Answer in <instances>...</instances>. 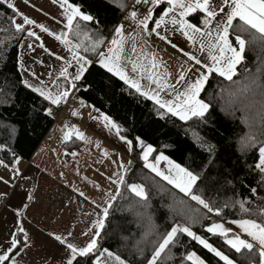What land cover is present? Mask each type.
Here are the masks:
<instances>
[{
    "label": "snow or ice",
    "instance_id": "obj_1",
    "mask_svg": "<svg viewBox=\"0 0 264 264\" xmlns=\"http://www.w3.org/2000/svg\"><path fill=\"white\" fill-rule=\"evenodd\" d=\"M25 2L27 3V0ZM112 2L125 13L124 20L129 22L133 31L126 34L124 23H117L113 27L111 39H108L99 31L93 37L85 30L86 24L82 25V22L98 25L99 21L93 15L82 11L81 6L71 3L70 0H59V8L63 10L61 15L66 20L65 29L67 30H62L59 33L50 30L42 23H37L34 19L23 14L14 3H7L5 0L8 9L13 12V15L7 19L11 28L14 29V34L26 32L28 37H34L36 41H41V37L36 31L26 27L34 25L41 32L47 33L48 36L63 44L71 54V61H69L61 55L49 52L43 42L39 44L41 49L48 52L50 56H55L57 61H63L58 73L59 77L67 82L66 87L61 88L56 85L53 90L34 71H31L30 74L38 84L30 83L28 79L22 81L25 87L48 102L49 106L42 110L45 116L53 117L55 114L52 106L60 107L62 103L66 104L73 94V90H78L77 82L85 77L92 66L98 64L100 69L118 77L140 96L158 105V109L163 110L162 117L164 114L170 113L185 122L194 118L204 121L211 105L201 99L200 94L209 77L215 73L225 80L237 84L234 90L228 92L229 107L232 109L233 115L236 111L243 113L242 120L248 128V131L240 138L239 150L245 156L250 153L255 155L253 169L258 171L262 177L261 183H264V57H261L262 67L257 68L256 73L246 69V75L242 81L233 80L238 75L237 66L245 60L247 48L259 47L261 52H264V0H131L130 3L128 0H112ZM52 3L57 4L58 0H52ZM141 7L144 9L143 12L140 10ZM17 16L21 17L22 22H17ZM191 17H195L197 22H192ZM169 26H171V31L179 32L186 41L191 42L195 51H185L173 43L167 34L162 35L161 30L163 29L167 33ZM70 35L77 37V42H73L69 38ZM153 35L170 44L186 58L180 65L175 84L168 83V80L172 78V73L164 67L165 62L162 58L151 52L145 55L144 49L147 46V40ZM137 38L144 42L139 53L136 46ZM129 41L132 42V47L127 49ZM105 45H107L106 50ZM20 47L23 48V43L20 44ZM27 47L35 50L31 43ZM81 49L85 53L89 51L96 53V58L92 59L87 55H82ZM197 52L206 54L207 59H201L196 54ZM129 53L137 56V61L132 62V72H139V78H130L122 63V60L131 62ZM141 58L148 60L149 63L146 65L140 62ZM72 61H75V70L69 73L68 69L72 67ZM20 68L30 71L25 68L22 60ZM161 68H164L163 72L160 71ZM188 73H192L193 76L188 78ZM46 74L50 78L53 76L51 71ZM142 79H146L149 83L142 84ZM50 82L55 83L54 80ZM151 85H155V88ZM176 85H180L183 90L177 89ZM168 89H171V92H166ZM162 92H166L167 95L175 93L174 98H162ZM97 112H99L98 109ZM72 115L77 116L79 113L72 112ZM100 116L104 121V127L109 131L115 130V134L131 152L133 141L120 135V127L108 115L100 113ZM72 136V132H68L65 134L64 140H70ZM75 137L80 140L85 139L84 134L78 130L75 131ZM136 140L142 150L141 158L144 161V167L150 169L156 176L178 189L188 200L199 206L191 208L186 213L187 221L190 223L174 221L168 230L160 234L152 246L151 255L145 257L139 264H166L165 258L172 259L171 246L177 242L181 235L190 237L213 257L218 258L217 264H221V262L222 264H237L235 255H238L240 259L247 260L248 264H264V206L253 209L247 207L243 200L232 204L229 202L218 204L206 199L198 187V182L202 180L200 173L174 163L163 154L156 156L155 162L150 161L149 156L154 152L153 146L146 145L139 137ZM207 150L212 153L215 146L209 145ZM0 151L5 154L11 153V159L7 163L0 159V167L9 172V179L0 177V184L4 186V189L0 190V201H9L13 197H19L23 208L26 209L28 204L23 201L25 199L33 200L32 191L34 188L26 189L20 183V181L28 180L26 172L20 168L23 157L5 145H0ZM68 154L73 157L77 155L76 152ZM161 160L168 162L167 172L158 167ZM118 167L122 172L114 173L116 178L112 179V183L117 185L116 195H110L103 204L92 201L95 207L93 212L88 215L94 216L95 219L91 221L90 227L81 231L79 236H74L71 231H68L66 235L48 233L62 246V254L59 257L60 264H130L126 257L102 247L100 243L101 233L105 229V222L109 217L110 210L113 208L117 196L121 194L120 186H123L133 197L138 198L137 203L148 200L145 186L128 183L125 179L128 168L123 162ZM73 191H78L79 196L85 197L83 191L78 189H73ZM256 191V188L251 189L252 193ZM85 199L88 198L85 197ZM181 203L185 204L186 202L181 200ZM236 203L239 204L241 212L249 216H259L261 219L258 221L252 218H240L229 221L228 223L235 225L238 231H234L230 226L226 227L223 222L211 219L212 215L222 217L224 210L235 207ZM15 214L17 217L21 215L19 211H16ZM203 220L210 221L206 226L201 224L204 231L222 239L223 245H226L233 255L226 254L221 248L214 246L208 239L193 231L192 225ZM16 233L22 234L23 241ZM16 233L11 234L7 248L0 249V264H19L15 257L22 249L30 246L28 232L22 223L18 222ZM154 233L155 227L149 221L145 236ZM79 237L84 239L81 240ZM137 250L141 255L143 254V249L139 245H137ZM183 259L191 264H207L196 252L187 253Z\"/></svg>",
    "mask_w": 264,
    "mask_h": 264
},
{
    "label": "trees",
    "instance_id": "obj_2",
    "mask_svg": "<svg viewBox=\"0 0 264 264\" xmlns=\"http://www.w3.org/2000/svg\"><path fill=\"white\" fill-rule=\"evenodd\" d=\"M70 2L81 6L82 11L99 21L98 25L82 22L93 37L99 31L108 38L124 14L112 0ZM12 15V10L0 1V145L14 150L23 160H30L54 121L42 111L48 103L22 84L18 53L26 32L14 34L7 19ZM69 38L77 42V37L70 35ZM81 54L92 59L96 57V53H85L82 49ZM261 57H264V52L259 47L247 48L245 60L238 65V75L233 80L242 81L246 69L256 73L257 68L262 67ZM80 87L77 97L84 104L108 115L120 127L121 135L133 141L131 164L125 179L128 183L143 184L148 193L146 202L137 203L138 198L120 186L121 194L114 201L101 233L102 247L126 257L130 264H139L151 255L152 246L160 234L168 230L174 221L186 222V213L199 207L144 167L137 137L146 145H152L155 154L163 153L182 167L200 173L202 180L198 182V187L206 199L218 204L243 200L247 207L253 209L264 206V183H261L258 171L253 169L255 155L250 153L245 156L239 150L240 138L248 131L242 120L243 113L236 111L233 115L229 107L228 92L234 90L237 84L212 74L201 94L202 99L211 105L205 120L194 118L186 122L168 113L162 117L163 110H159L153 101L140 96L123 81L100 69L98 64L85 74ZM209 145L215 146L214 152L207 150ZM0 159L7 163L11 153L0 151ZM252 188L257 191L252 193ZM181 200L186 203L182 204ZM240 218L261 219L241 212L238 203L225 209L222 217L211 216L212 220L223 223ZM149 221L154 225L155 233L145 236ZM209 222L203 220L192 225L193 231L226 254L233 255L223 245L222 239L204 231L201 224L206 226ZM137 245L143 249L142 255ZM189 252H196L208 264H217L218 258L186 235L179 236L171 246L172 259L165 258L166 264H191L183 259ZM234 258L237 264H248L238 255Z\"/></svg>",
    "mask_w": 264,
    "mask_h": 264
},
{
    "label": "crops",
    "instance_id": "obj_3",
    "mask_svg": "<svg viewBox=\"0 0 264 264\" xmlns=\"http://www.w3.org/2000/svg\"><path fill=\"white\" fill-rule=\"evenodd\" d=\"M0 1L5 3V0ZM7 3H14L23 14L34 19L37 23L44 24L52 31L57 33L62 30L67 31L65 29L66 20L61 15L63 10L59 8V0L57 4H53L52 0H27V3L25 0H7ZM7 3L5 4L7 5ZM16 19L17 22H22L21 17L17 16ZM190 19L194 23L197 22L195 17ZM26 27L36 31L41 37V41H36L34 37H28L27 34L21 41L23 48L19 47L18 53V69L21 80L28 79L30 83L38 84L37 80L30 74L31 71H34L45 81L49 88L55 90L56 85L61 88L66 87L67 82L62 77H59L58 73L63 61H57L55 56H50L48 52L39 47V44L43 42L49 52L61 55L69 61H71V54L63 44L48 36L47 33L41 32L34 25ZM161 34H167L179 48H183L185 51H195L191 42L186 41L179 32L171 31V26H169L167 33L162 29ZM29 43L33 44L34 51L28 49L27 45ZM143 43L137 38L138 53ZM131 47L132 42L129 41L127 49ZM144 52L145 55L151 52L162 58L165 62L164 67H166L168 72L172 73V78L168 80V83L175 84L180 65L186 60L182 53L155 35L147 40ZM196 54L201 59H207L206 54L199 52ZM129 55L131 62L122 60V63L126 67L130 78H139V72H132V62L137 61V56L130 53ZM21 60L25 68L30 71H24L20 68ZM140 62L146 65L149 63L148 60L143 58L140 59ZM74 70L75 61H72V67H69L68 71L72 73ZM49 71L53 72L51 78L46 74ZM160 71L163 72L164 68H161ZM192 76V73L187 74L188 78ZM51 80H54L55 83H51ZM81 81L77 82V86H80ZM141 83L148 84L149 82L146 79H142ZM151 87L155 88V85H151ZM176 87L181 91L183 90L180 85H176ZM27 89L31 91V89ZM166 92H171V89L166 90ZM166 92L161 93L162 98H174L175 93L167 95ZM35 94L38 95L37 93ZM201 94L200 98L202 99ZM75 98L80 103L82 102L77 96ZM81 106L82 110L76 116L77 123L74 127H69L64 118L54 122V125L45 139L41 141V145L31 159H22L20 168L26 172L27 181L31 182L30 188H24L29 190L34 188L32 191L33 200L28 201L25 199L23 201V203L28 204V207L26 209L23 208L19 197H13L11 200L0 204V249L7 248L11 234L16 233L18 222L23 224L30 238V246L22 249L15 257L19 264H60L59 257L62 254V246L52 239L48 233L54 232L66 235L68 231H71L74 236H79L81 231L90 227L91 221L95 219L94 216L88 215L93 212L95 207L92 201L103 204L110 195H116L117 185L112 183V179L116 178L114 173L122 172L118 167L121 162L127 168L131 164L129 162H131L132 151H128L125 143L115 134V130L109 131L108 128L104 127V121L102 116H100V113L103 112H98L95 117L89 118V112L93 107L84 103H81ZM77 130L84 134V140L75 137V131ZM68 132H72L73 136L72 139L65 141L64 136ZM71 152H76L77 155L73 157L68 154ZM161 154L163 153L155 154L154 149V152L149 156V160L155 162L154 158ZM163 155L166 156L165 154ZM142 162L144 164L143 160ZM158 167L162 170L166 168L168 170L169 165L166 160H161ZM146 169L156 176L150 169ZM0 177L9 179V172L3 167H0ZM164 182L167 183L166 181ZM20 183L24 186V181H20ZM3 189L4 186L0 184V190ZM73 189L83 191L88 199L79 196L78 191H73ZM176 190L179 191L178 189ZM16 211L21 213L19 217L16 216ZM225 226H230L234 231H238L235 225H231L228 222H225ZM16 234L23 241L22 234ZM79 238L81 240L84 239L83 237Z\"/></svg>",
    "mask_w": 264,
    "mask_h": 264
},
{
    "label": "built area",
    "instance_id": "obj_4",
    "mask_svg": "<svg viewBox=\"0 0 264 264\" xmlns=\"http://www.w3.org/2000/svg\"><path fill=\"white\" fill-rule=\"evenodd\" d=\"M140 10H141V12L144 11V9L142 7ZM124 15H125V13L123 14V16L121 17V19L119 20L118 23H121V22L124 23L126 34L132 33L133 28L130 27L129 22L124 20ZM111 36H112V32H111L110 36L108 37V39H111ZM106 46L107 45H105V50H106ZM150 48H152V46H150ZM77 89L80 90L81 87L77 86ZM78 90H75V92H73V94L69 97L66 104L62 103L60 107L52 106L55 115L51 118L53 119L54 122H57L59 119L64 118L69 127H74L76 125V123H77L76 116H73L72 112L80 113L82 110V106H81L80 101H78V99L75 98L77 96ZM97 114H98L97 108L93 107L91 109V111L89 112V118H93ZM23 184H24V187H26V188L31 187V182L24 181ZM4 202L5 201H0V204H3Z\"/></svg>",
    "mask_w": 264,
    "mask_h": 264
},
{
    "label": "rangeland",
    "instance_id": "obj_5",
    "mask_svg": "<svg viewBox=\"0 0 264 264\" xmlns=\"http://www.w3.org/2000/svg\"><path fill=\"white\" fill-rule=\"evenodd\" d=\"M151 161V160H150ZM153 162V161H152ZM160 168V167H159ZM162 170V169H161ZM163 171H165V172H167V168L166 169H164ZM199 256V255H198Z\"/></svg>",
    "mask_w": 264,
    "mask_h": 264
}]
</instances>
